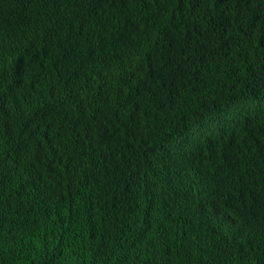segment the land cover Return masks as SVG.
<instances>
[{
	"label": "trees",
	"instance_id": "obj_1",
	"mask_svg": "<svg viewBox=\"0 0 264 264\" xmlns=\"http://www.w3.org/2000/svg\"><path fill=\"white\" fill-rule=\"evenodd\" d=\"M48 1L0 0V264H264V0Z\"/></svg>",
	"mask_w": 264,
	"mask_h": 264
},
{
	"label": "clouds",
	"instance_id": "obj_2",
	"mask_svg": "<svg viewBox=\"0 0 264 264\" xmlns=\"http://www.w3.org/2000/svg\"><path fill=\"white\" fill-rule=\"evenodd\" d=\"M93 1V0H88ZM13 3H18L21 6L22 12L29 16L32 22V29H37V32H40L44 29H50L54 32L53 27L57 21L55 11H50V4L48 0H39L32 2H24L23 0H14ZM54 3V2H51ZM82 3H86L89 5H95L91 2H86L82 0ZM61 15H65L67 18L69 15L68 3H66L61 9ZM11 20L13 18L9 15ZM68 115V114H67ZM68 119H71V116L68 115Z\"/></svg>",
	"mask_w": 264,
	"mask_h": 264
},
{
	"label": "bare ground",
	"instance_id": "obj_3",
	"mask_svg": "<svg viewBox=\"0 0 264 264\" xmlns=\"http://www.w3.org/2000/svg\"><path fill=\"white\" fill-rule=\"evenodd\" d=\"M216 206H217V208H220V206H219V205H217V204H216ZM230 224H231V223H230Z\"/></svg>",
	"mask_w": 264,
	"mask_h": 264
}]
</instances>
